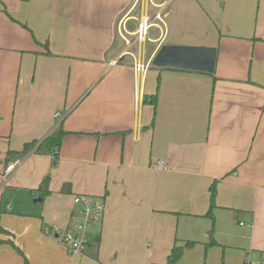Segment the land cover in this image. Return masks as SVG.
I'll use <instances>...</instances> for the list:
<instances>
[{
  "label": "crops",
  "instance_id": "1",
  "mask_svg": "<svg viewBox=\"0 0 264 264\" xmlns=\"http://www.w3.org/2000/svg\"><path fill=\"white\" fill-rule=\"evenodd\" d=\"M164 1L0 0V264H166L187 241L176 264H264V0H170L135 72L118 26ZM164 44L216 47L215 72L152 66ZM60 129L56 163L9 154ZM79 195L105 211L70 254L44 226Z\"/></svg>",
  "mask_w": 264,
  "mask_h": 264
},
{
  "label": "built area",
  "instance_id": "2",
  "mask_svg": "<svg viewBox=\"0 0 264 264\" xmlns=\"http://www.w3.org/2000/svg\"><path fill=\"white\" fill-rule=\"evenodd\" d=\"M170 0L162 3L153 4L156 11L152 16H145L137 20V27L134 31H129L121 22L118 26V32L126 45V50L122 56L130 54L134 59L135 72L144 73L147 71L149 64L138 62L136 56L131 52L130 48L134 44H141L149 37V30L156 26L160 30L161 36L165 34L167 25L165 20V11ZM124 24V23H123ZM118 61L113 60L110 63L115 65ZM59 114H57L58 116ZM18 161L10 162L3 174L9 175L17 166ZM158 165H164V161H157ZM74 203L79 205L77 214L73 215L68 222V225L61 227L53 225L49 228H44V232L57 238L67 249L70 254L83 253L88 245L87 228L95 221L101 218L105 211V204L101 198H96L89 195H79L74 197Z\"/></svg>",
  "mask_w": 264,
  "mask_h": 264
},
{
  "label": "water",
  "instance_id": "3",
  "mask_svg": "<svg viewBox=\"0 0 264 264\" xmlns=\"http://www.w3.org/2000/svg\"><path fill=\"white\" fill-rule=\"evenodd\" d=\"M218 50L211 46L164 44L152 60L159 68L214 73ZM42 198H38L40 201Z\"/></svg>",
  "mask_w": 264,
  "mask_h": 264
},
{
  "label": "trees",
  "instance_id": "4",
  "mask_svg": "<svg viewBox=\"0 0 264 264\" xmlns=\"http://www.w3.org/2000/svg\"><path fill=\"white\" fill-rule=\"evenodd\" d=\"M158 83H159V80H158ZM156 99H157V94H155L154 96H151L150 101L148 97H145V101L152 103L155 107L157 103ZM67 133L68 132H66L65 130L60 129L58 131L53 132L52 134H50L49 136H47L44 140L40 142L33 140L32 142L25 143L21 151H17V152L10 151L9 154L21 156L35 149L36 153L52 154L54 156V162L56 163L57 160L59 159V150L62 144V140ZM47 181H48V178H46L41 184V186L38 188V191L40 192L42 199L50 194V190L47 188L48 186ZM215 197H216V182H214L210 186L211 205L207 213V215L211 217L212 219H213V209L215 207ZM5 232L6 230L1 226V223H0V233H5ZM210 235H212V232L210 233ZM2 243H4V240L0 239V245ZM193 243L194 242L192 241H187L185 242V245H181V246L175 245L172 248L170 255L168 256L166 264H176L183 256L185 248L193 246ZM214 243H215V240L211 238L210 242L207 243L208 244L207 246H209L210 244H214ZM25 263L30 264L27 260H25Z\"/></svg>",
  "mask_w": 264,
  "mask_h": 264
},
{
  "label": "rangeland",
  "instance_id": "5",
  "mask_svg": "<svg viewBox=\"0 0 264 264\" xmlns=\"http://www.w3.org/2000/svg\"><path fill=\"white\" fill-rule=\"evenodd\" d=\"M129 26H130V28H133L134 26H135V22L134 21H130V23H129ZM156 28V27H155ZM156 30V29H155ZM152 32H153V28L152 29H150L149 30V35H151L152 34ZM54 163V162H53ZM10 176V174L8 175H5V177H3V181L5 180H7L8 179V177ZM4 181V182H5ZM6 198H9V197H6ZM39 198V197H38ZM54 224H46L45 226H44V228H49V227H51V226H53Z\"/></svg>",
  "mask_w": 264,
  "mask_h": 264
}]
</instances>
